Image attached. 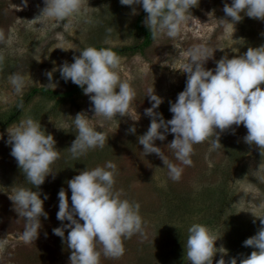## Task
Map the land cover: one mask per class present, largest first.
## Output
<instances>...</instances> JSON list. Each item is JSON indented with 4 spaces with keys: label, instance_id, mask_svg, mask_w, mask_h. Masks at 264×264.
Here are the masks:
<instances>
[{
    "label": "rangeland",
    "instance_id": "374dc122",
    "mask_svg": "<svg viewBox=\"0 0 264 264\" xmlns=\"http://www.w3.org/2000/svg\"><path fill=\"white\" fill-rule=\"evenodd\" d=\"M19 3L20 0H0V30L4 36L0 40L3 58L0 61V126L17 112L13 122L0 132L3 134L0 139V239L6 241L0 245V264H70L72 249L67 243L70 229L65 230L63 240L52 231L62 224L56 216L58 192L62 187L67 191L71 206L67 181L85 167L102 166L108 160L117 164L115 188L124 190L122 198L140 204L144 231L123 241L125 251L119 257L104 256L102 246L98 245L102 253L100 264H190L185 245L188 227L193 222L207 225L218 237L215 246L227 250L217 252L213 264L221 256L227 264L240 238L246 240L264 226L261 224V219L264 220V147L245 142L247 129L243 124L232 125L221 134L219 149H214L210 140L195 144L189 166L178 161L173 150L167 147L174 138L169 133L164 141L156 140L155 144L169 160L183 168L181 178L173 180L158 155L145 156L138 137L147 131L152 119L145 114V109L151 107L148 88L154 87L155 94L163 100L154 111L162 114L165 121L172 118L170 102H175L186 85L187 74L182 65L188 59L185 55L188 49L197 44L207 45L214 53L205 67L214 69L216 61L224 55L231 58L243 54L249 47L264 45V20L243 16L233 31L220 21L231 19L224 12V4H231V0H198L190 11L199 21L192 20L190 25L183 26L177 37L162 34L141 53L118 54L121 62L116 70L122 80L131 83L137 95L124 116L106 118L95 115L88 95L83 92L65 102L36 96L23 104V99L32 88L47 86L46 73L64 61L73 62L79 50L88 46L123 48L138 43L135 21L143 10L142 5H122L120 0H83L79 13L57 23L48 17L32 21L44 7L43 0H28V6L22 10L13 6ZM89 17L93 18L92 23L87 22ZM39 24L46 27L37 28ZM13 73L25 78L26 87L21 93H16L11 83ZM57 81L55 89H48L63 92L74 84L71 80L65 82L59 71L53 73L52 82ZM81 111L94 127L107 134L108 140L103 148L90 149L74 158L68 148L78 130L71 117ZM28 116L40 120L46 134L53 135L56 148L61 151L52 165L54 173L39 188H34L26 179L10 155L11 146L6 143L7 130L11 131ZM133 126L134 133L129 130ZM21 186L40 191L41 199L44 194L48 196L43 204L48 217L41 216L42 227L32 243L23 240L25 219L10 200L14 189ZM249 248L251 252L255 250Z\"/></svg>",
    "mask_w": 264,
    "mask_h": 264
},
{
    "label": "clouds",
    "instance_id": "9594fccd",
    "mask_svg": "<svg viewBox=\"0 0 264 264\" xmlns=\"http://www.w3.org/2000/svg\"><path fill=\"white\" fill-rule=\"evenodd\" d=\"M43 3L40 14L32 21L48 17L59 23L79 13L83 7V0H43ZM120 3L142 5L147 13L144 23L153 38L162 34L177 37L183 26L190 25L192 20L199 21L190 11L198 0H120ZM13 6L22 10L28 6V0H20ZM135 12L133 7V14ZM224 12L231 19L220 21L234 31V25L243 16L264 20V0H231V4H224ZM87 22L92 23L93 18L89 17ZM39 25L37 28L46 27ZM108 31L111 32V28ZM3 38V30H0V40ZM79 53L73 56V62L64 61L48 71L49 83L43 87L55 89L58 81L52 82L53 73L59 71L65 82L71 80L88 95L95 115L106 118H116L118 114L124 116L137 93L116 70L121 57L110 47L88 46ZM213 53L204 44L194 45L186 51L188 59L182 65L183 72L187 74L186 85L177 94L175 102H170L171 119L165 121L162 114L154 111L163 100L155 94L154 87L147 90L151 107L145 109V114L152 119L147 131L138 137V143L143 146L145 156L155 153L160 157L173 180L181 178L183 168L169 160L155 144L156 140L164 141L169 133L174 138L167 147L173 150L178 161L189 166L195 144L210 140L211 146L219 149L222 146L221 134L232 125L243 124L247 129L245 142L264 147V88L261 87L264 84V45L249 47L243 54L231 58L224 55L216 61L214 69L206 68L205 62L213 57ZM2 59L0 57V61ZM10 80L16 93H21L26 87L25 78L19 73H13ZM71 119L78 130L68 148L74 158L85 155L90 149L104 147L107 134L94 127L85 112H78ZM129 130L134 133L135 127ZM7 133L10 155L16 159L26 179L34 188H39L46 177L54 173L52 165L60 157L61 151L56 148L53 135L46 134L40 120L31 116L21 120ZM0 139H3V134H0ZM117 172V164L112 160L102 166L85 167L79 171L67 181L71 190V206L67 191L62 187L58 192L56 216L62 224L52 231L63 240L65 230L70 229L67 235L68 247L72 249L70 264H100L102 253L107 257L122 256L125 251L123 241L134 234H143L140 204L122 198L124 190L115 188ZM34 188L17 187L10 198L16 211L25 219L22 237L28 243L38 237L42 227L41 216L48 217L43 207L48 196L44 194L41 199V192L34 191ZM65 220L69 223L64 224ZM261 224L264 225L262 219ZM187 231L185 247L190 264H213L217 252L227 251L223 246H215L218 237L207 225L193 222ZM4 243L6 241L0 239V245ZM243 244L255 250L240 259L239 264H264V226ZM98 245L102 246V253ZM215 264H226V261L221 256ZM227 264H237V259L233 257Z\"/></svg>",
    "mask_w": 264,
    "mask_h": 264
},
{
    "label": "trees",
    "instance_id": "16d2710c",
    "mask_svg": "<svg viewBox=\"0 0 264 264\" xmlns=\"http://www.w3.org/2000/svg\"><path fill=\"white\" fill-rule=\"evenodd\" d=\"M146 16L147 13L144 10H142V12L137 16L135 21V28L140 38V41L138 43L123 48H112V47L110 48H112L115 52H117V54H125V53L136 54V53H141L144 48L148 47L152 43L154 38L151 32L149 31L148 27L144 23ZM101 47H106V46H97V48H101ZM82 92L83 90L75 84H73L71 87H69L63 92H57L45 87L32 88L23 99V104H25L26 101L36 96L46 98L48 100H54L56 102L72 101L76 97H78ZM16 115L17 112L13 113L11 116L7 118V120L3 123V125L0 126V132L7 125L13 122V120L16 118ZM244 241L245 240L242 241V239L240 238V242H238L239 244L236 250L232 254L233 255L232 258L235 257L237 259V264H239L240 259L246 258L248 255L251 254L250 248L248 249V246H244L243 244Z\"/></svg>",
    "mask_w": 264,
    "mask_h": 264
}]
</instances>
